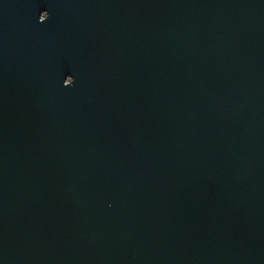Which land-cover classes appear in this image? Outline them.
I'll list each match as a JSON object with an SVG mask.
<instances>
[{
    "label": "water",
    "instance_id": "water-1",
    "mask_svg": "<svg viewBox=\"0 0 264 264\" xmlns=\"http://www.w3.org/2000/svg\"><path fill=\"white\" fill-rule=\"evenodd\" d=\"M0 264H264V0H0Z\"/></svg>",
    "mask_w": 264,
    "mask_h": 264
}]
</instances>
